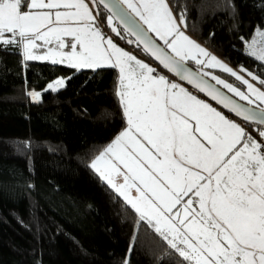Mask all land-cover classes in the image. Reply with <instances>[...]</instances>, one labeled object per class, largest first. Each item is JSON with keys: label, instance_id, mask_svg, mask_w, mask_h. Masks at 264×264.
<instances>
[{"label": "snow or ice", "instance_id": "snow-or-ice-1", "mask_svg": "<svg viewBox=\"0 0 264 264\" xmlns=\"http://www.w3.org/2000/svg\"><path fill=\"white\" fill-rule=\"evenodd\" d=\"M90 4L0 0V52L19 49L24 62L50 61L76 70L118 69L115 95L127 127L91 168L181 258L178 264H264V128L254 129L259 142L248 131L252 124L264 126V79L240 66L261 87L255 86L186 35V8L178 6L174 14L169 0ZM100 5L112 32L121 36L118 22L130 37L127 43L142 47L242 123L106 38L97 27L102 13L93 15ZM244 43L246 55L264 66V30L257 28ZM205 67H218L245 90ZM65 85L58 78L45 91ZM29 95L39 101L42 93Z\"/></svg>", "mask_w": 264, "mask_h": 264}, {"label": "trees", "instance_id": "trees-1", "mask_svg": "<svg viewBox=\"0 0 264 264\" xmlns=\"http://www.w3.org/2000/svg\"><path fill=\"white\" fill-rule=\"evenodd\" d=\"M186 8L188 34L231 67L264 79V66L245 52L264 29V0H169ZM231 5H234L232 7ZM97 27L139 59L152 61L117 25ZM244 38L243 40L241 38ZM143 60V59H142ZM148 63V62H147ZM188 65H197L189 61ZM196 70V69H195ZM213 75L242 84L220 69ZM58 78L65 87L45 91ZM113 68L76 70L23 61L0 52V264H178L161 238L91 169L90 163L125 128ZM42 93L33 101L31 92ZM226 91V90H225ZM230 94V93H229ZM241 123L242 121L239 120ZM264 126L252 124L248 131Z\"/></svg>", "mask_w": 264, "mask_h": 264}, {"label": "water", "instance_id": "water-1", "mask_svg": "<svg viewBox=\"0 0 264 264\" xmlns=\"http://www.w3.org/2000/svg\"><path fill=\"white\" fill-rule=\"evenodd\" d=\"M100 6L103 8L102 5H100ZM103 9H104V8H103ZM104 10H105V9H104ZM105 11H106V10H105ZM106 12H107V11H106ZM116 23H117V25L121 28V30H123V27H122L121 25H119L118 22H116ZM129 38H130V37H128L127 40H128ZM132 39H134V38H132ZM127 40H126V46L131 45V44L127 43ZM140 49H141L142 52H143L146 56H148L153 62H155L156 64L159 65L158 61H155L153 58H151L149 55H147V54L143 51L142 47H141ZM159 66H160L162 69H164L161 65H159ZM188 66H189V65H188ZM189 67H190L193 71H196V70H195L194 68H192L191 66H189ZM164 70H165L170 76H172L174 79H176L179 83L183 84V85L186 86L188 89H190L191 91L195 92L196 94H198L199 96H201L202 98H204L205 100H207L209 103H211V104H213L214 106H216L217 108H219L221 111H223V112L226 113L227 115H229V116H231V117H233V118H235V119H237V120H240V118H239V117H236L233 113H229L227 109H223L222 106L217 105L215 101H212V100L210 99V97H207V96H205L203 93L198 92V91H197L196 89H194L191 85L187 84L186 81H180L178 77L174 76L172 73H169L166 69H164ZM208 79H209V78H208ZM209 82L214 83V82L211 81L210 79H209ZM222 90H223V89H222ZM223 91H225V90H223ZM225 92H226V91H225ZM228 95H231V94L228 93ZM238 102H240V103H244V102H242V101H238ZM245 104H246V103H245ZM246 106H247V105H246ZM253 107H254V106H253Z\"/></svg>", "mask_w": 264, "mask_h": 264}, {"label": "rangeland", "instance_id": "rangeland-1", "mask_svg": "<svg viewBox=\"0 0 264 264\" xmlns=\"http://www.w3.org/2000/svg\"><path fill=\"white\" fill-rule=\"evenodd\" d=\"M85 2H86V3H89V5H90V7H91L90 0H85ZM93 11H94V12H93V15H95V9H93ZM105 24H106L107 28L109 29V31H110L111 33H114V32L111 31V28L108 27L107 20H106V23H105ZM256 30H257V29H256ZM256 30H255V32H256ZM261 30H264V29H261ZM255 32H254L253 36L255 35ZM114 34H115V33H114ZM253 36H252V37H253ZM252 37H251V38H252ZM190 38H191V37H190ZM251 38H250L248 41H250ZM200 46H201V45H200ZM201 47H203V46H201ZM245 52H246V47H245ZM129 53H130V52H129ZM130 54H132V53H130ZM210 54H211V53H210ZM132 55H134V54H132ZM211 55H213V54H211ZM193 62H194V61H193ZM195 69L197 70V67H196ZM208 69H209V68L205 67V68L203 69V71H207V72L211 73ZM215 69H219V68L217 67V68H215ZM237 70H238V71H237L238 74L243 75L244 78L250 80V77H248V76L246 75V73L240 72V69H237ZM211 74H212V73H211ZM208 78L210 79V77H208ZM174 82L179 83L176 79L174 80ZM213 82H214V81H213ZM250 82H252L253 84H255V86H257V87H261V86H260L257 82H255V81H251V80H250ZM182 86H183V85H182ZM183 87H184V86H183ZM185 88H186V87H185ZM239 88H240V87H239ZM240 89H241V90H245V86L242 85V88H240ZM261 90H264V88H261ZM197 95H198V94H197ZM244 103H246V102H244ZM112 141H113V140H112ZM112 141H111V142H112ZM111 142H110V143H111ZM110 143H109V144H110ZM109 144H108V145H109ZM108 145H107V146H108ZM107 146H106V147H107ZM106 147H105V148H106ZM105 148H104V149H105ZM104 149H103V150H104ZM103 150H102V151H103ZM91 163H92V162H91ZM91 163H90V165H91ZM90 167H91V166H90ZM91 169H92V168H91ZM92 170H93V171L96 173V175L100 178L99 174H98L94 169H92ZM100 180H101L102 182H104V183L108 186V184H107L105 181H103L101 178H100ZM119 182H122V178L120 179ZM108 187H109V186H108ZM109 188H110V187H109ZM110 189H111V188H110ZM112 190H113V189H112ZM113 191H114V190H113ZM114 192H115V191H114ZM133 192H134V190H133ZM115 193H116V192H115ZM116 194H117V193H116ZM117 195H118V194H117ZM118 196H119V195H118ZM120 198L123 200L122 197H120ZM128 206L131 208L130 205H128ZM131 209H132V208H131ZM132 210H133V209H132ZM133 211H134V210H133ZM134 212H135V211H134ZM135 213H136V212H135ZM136 214H137V213H136ZM137 215H138V214H137Z\"/></svg>", "mask_w": 264, "mask_h": 264}, {"label": "crops", "instance_id": "crops-1", "mask_svg": "<svg viewBox=\"0 0 264 264\" xmlns=\"http://www.w3.org/2000/svg\"><path fill=\"white\" fill-rule=\"evenodd\" d=\"M94 12V11H93ZM96 15V14H95ZM186 34V33H185ZM105 35V34H104ZM186 35H188V34H186ZM189 36V35H188ZM105 37L106 38H111L112 39V37L111 36H107V35H105ZM190 37V36H189ZM66 39H70V38H66ZM192 39V38H191ZM113 40V39H112ZM113 42L115 43V44H117L114 40H113ZM37 43H42V42H37ZM117 46L118 47H120V48H122L123 50H125V51H128V50H126V49H124L123 47H121V46H119L118 44H117ZM203 48H205V47H203ZM206 49V48H205ZM207 50V49H206ZM37 51V54H43V49H37L36 50ZM208 51V50H207ZM128 52H130V51H128ZM209 52V51H208ZM131 53V52H130ZM210 53V52H209ZM133 54V53H132ZM137 57V56H136ZM137 59H139L138 57H137ZM140 60H142V59H140ZM143 62H145V63H147L146 61H144V60H142ZM221 61V60H220ZM43 62H49V63H51L50 61H43ZM193 62V61H192ZM222 62V61H221ZM195 63V62H194ZM224 63V62H223ZM64 65V64H63ZM81 70H83V69H81ZM92 70V69H91ZM118 70V69H117ZM167 77V76H166ZM170 81H174L175 79L174 78H169V77H167ZM181 84V83H180ZM181 85H183V84H181ZM184 86V85H183ZM184 87H186V86H184ZM186 89L187 90H189L190 92H192V94H194V95H197L195 92H193V91H191L190 89H188L187 87H186ZM198 96V98H200V99H203L205 102H208L207 100H205L204 98H202L201 96H199V95H197ZM209 103V102H208ZM211 104V103H210ZM213 107H216V106H214L213 104H211ZM217 108V107H216ZM217 110H220L219 108H217ZM224 114H226V113H224ZM227 115V114H226ZM229 118H231V119H233V120H235L233 117H231V116H229V115H227ZM236 121V120H235ZM237 122V121H236ZM252 134V133H251ZM257 135H258V132H257ZM252 136L254 137V138H256L257 139V141L259 142L260 140H261V138L259 137V135L258 136H255L254 134H252Z\"/></svg>", "mask_w": 264, "mask_h": 264}, {"label": "built area", "instance_id": "built-area-1", "mask_svg": "<svg viewBox=\"0 0 264 264\" xmlns=\"http://www.w3.org/2000/svg\"><path fill=\"white\" fill-rule=\"evenodd\" d=\"M140 58L141 59H143L144 61H146L143 57H141L140 56ZM146 62H148V64L151 66V67H153V68H155L156 69V74H163V75H165V76H167V77H169V78H173L172 76H170L164 69H162L158 64H156L155 62H153V61H146ZM236 71H238L237 69H236ZM235 119V118H234ZM238 123H241L239 120H237V119H235Z\"/></svg>", "mask_w": 264, "mask_h": 264}]
</instances>
